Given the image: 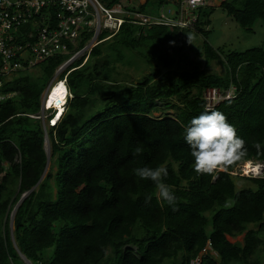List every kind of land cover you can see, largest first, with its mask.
<instances>
[{
  "label": "trees",
  "instance_id": "trees-1",
  "mask_svg": "<svg viewBox=\"0 0 264 264\" xmlns=\"http://www.w3.org/2000/svg\"><path fill=\"white\" fill-rule=\"evenodd\" d=\"M100 1L109 8L124 5ZM167 2L157 0L150 8L160 13ZM148 5L139 12L148 14ZM202 7L192 27L205 39L207 65L219 61L225 75L207 73L190 60V67L181 66L183 40L192 27L126 22L92 49L86 63L81 58L68 68L72 98L48 132L49 161L44 128L32 116L41 112L44 90L69 57L0 78L1 92L12 95L0 103V264H20L15 244L32 264H264V178L244 177L253 186L238 189L240 177L232 174L245 161L264 162V45L215 48ZM221 8L250 34L258 22L264 27V0L224 1ZM108 36L104 32L100 40ZM125 50L153 68L137 84L114 76L116 63L134 65ZM232 87L235 97L213 110L235 125L247 155L197 173L184 129L205 110L207 90L225 93ZM166 110L174 116L154 115ZM137 147L142 151L134 155ZM48 162L57 165L56 172L51 167L45 173ZM161 164L168 167L165 182L174 186V204L158 197L151 180L135 175L138 167ZM242 234L243 244L229 240Z\"/></svg>",
  "mask_w": 264,
  "mask_h": 264
},
{
  "label": "built area",
  "instance_id": "built-area-1",
  "mask_svg": "<svg viewBox=\"0 0 264 264\" xmlns=\"http://www.w3.org/2000/svg\"><path fill=\"white\" fill-rule=\"evenodd\" d=\"M184 4L179 19H171L163 13L158 18L142 12L130 13L122 3L109 8L100 0H0V78L33 69L50 58L68 56L42 97L41 110L52 120L57 115L55 104H49L52 92L58 84L66 83L70 72L67 70L77 56H81L79 60L86 54L89 56L95 46L118 33L126 22L147 27L157 24L191 27L197 20L192 17L193 10L205 2L184 0ZM104 32L109 36L101 41ZM83 41L87 42L81 46ZM235 93L234 87L225 93L219 89L207 90L206 108L213 110L221 101L234 98ZM11 96L0 90V103ZM67 104L65 99L62 107L66 109Z\"/></svg>",
  "mask_w": 264,
  "mask_h": 264
},
{
  "label": "rangeland",
  "instance_id": "rangeland-1",
  "mask_svg": "<svg viewBox=\"0 0 264 264\" xmlns=\"http://www.w3.org/2000/svg\"><path fill=\"white\" fill-rule=\"evenodd\" d=\"M224 1H231V0H204L205 4L203 5L202 8L207 7L205 12L208 15V17H205L204 20L210 21V24L204 25V29L206 31H211V33L209 34V38H208V41L210 42V44H212L215 48H223L225 51H227V50L245 51V50L250 49V48H254V47L264 45V27L258 22L254 27V33L250 34L246 31H244L238 24H236L234 21L233 22L230 21V19L227 17L226 12L223 11V9L221 8V4ZM122 2L124 3V5L126 7L125 9L130 13L139 12L142 4L148 2V4H149L147 6V8H149L147 10L148 14L153 16L154 18H158L160 16V13H163L171 19H175V18L179 19L181 11L184 10V8H185L184 0H181V1H179V0H168L167 6L162 8L163 11L160 10V13L157 12L156 9L150 8V7H154L156 5L157 0H122ZM198 8L199 7L195 8L193 10L194 16L192 15V17H195L196 19L198 17V15L196 13V10ZM191 10L192 9H190V11ZM192 26H194V25H192ZM150 27L148 26L147 28H150ZM181 29H183V28H181ZM182 36H183V33L179 32V37H182ZM186 36H188V37L183 40L185 44H184V49L182 50V53H181V57L183 60H185V62H184V65H181V66H183L184 68L190 67L187 63V60L188 61L190 60V61H194V62L199 63L201 69L207 71V73H211V74L217 73L219 75H225V73H226L225 67L226 66L224 64L220 63L219 61H212L210 64L207 65L206 59L204 58V56L202 54L203 53V43L205 41L203 35L201 33H198L196 31V29H193V27H192L190 34H188ZM124 54L126 56V60L127 59L132 60L134 65L128 66V65H125V64L120 63V62L116 63L115 67L117 69L118 75L114 74V76L117 80H120L122 82L137 84L138 81L145 74H150L152 72L153 68L147 67L144 64V62L138 56H136L134 54L132 55L130 52H128L126 50L124 51ZM80 57L81 56H77L76 62L79 60ZM82 58H84L83 62L86 63L89 56H87V54H86ZM90 60H91V58L89 59V61ZM92 62H94V59H92ZM178 67H179L178 65H174L173 69H177ZM164 72H165V70L162 71V73H164ZM33 73L38 74V70H35ZM171 103L175 104L177 102L175 99H173L171 101ZM166 114L170 115V116H174L175 112L173 110H166L165 112H156L154 115L160 116V115H166ZM49 116H50L49 114L41 111L36 116H32V117L40 119V121H41V124L44 128V131H45V133H44L45 150H46L47 157L50 158V156H51V142L49 139L48 132L51 130L52 127H50L49 122L47 120V118ZM252 162H257V163L259 162V164H261V166H262L260 173L262 171L264 172V170H263L264 162H262V161H252ZM51 167H52V171L56 172L57 165L55 163H53V164L49 163L46 171L48 172ZM243 168L244 167H242V166H238L232 172L233 175L240 177V178L235 179L236 187L238 189L243 188V187H252L253 186L252 183L249 182L248 180H245L244 177H247V178L248 177H250V178H256L257 177V176H253V175L248 174V173L245 174ZM216 176L217 175H215V177ZM261 177H259V178H261ZM51 183L54 186V181H51ZM36 188H37V186H35V189ZM35 189H33V190H35ZM27 193L29 195V192H27ZM27 193H25V195ZM12 214H14V211L12 212ZM249 228L250 229H257V226L251 225ZM12 230H14V228H12ZM244 237H245V234H242V235H240L238 237H234V238L229 237V240L232 243L243 244L244 243ZM263 237H264V234H263ZM14 244H15V241H14ZM15 248H17L16 250H17V253L20 257V264H32L20 252V250L18 249L16 244H15ZM52 254H53V249L48 250L45 253V257H44L45 260H49L50 257L52 256ZM214 256L218 260V257H216V254H214Z\"/></svg>",
  "mask_w": 264,
  "mask_h": 264
},
{
  "label": "clouds",
  "instance_id": "clouds-1",
  "mask_svg": "<svg viewBox=\"0 0 264 264\" xmlns=\"http://www.w3.org/2000/svg\"><path fill=\"white\" fill-rule=\"evenodd\" d=\"M64 87L66 100L69 103L72 93L68 88L67 79ZM56 114L58 113L56 112ZM54 118L47 119L50 127L57 125L52 124ZM184 141L191 150V155L194 158L192 167L197 173H212L218 166L231 163L233 160L247 155L245 140L237 134L235 125L229 122L225 114L219 110L205 108L201 114L193 117L184 129ZM255 147L259 151L261 143L256 142ZM141 151L142 149L137 147L134 150V155L140 154ZM246 162L248 161L239 166H245ZM263 174V171L259 175L251 173L258 178L261 176L264 178ZM135 175L142 180H151L155 184L158 197L163 198L169 204H174L176 200L174 186L165 182V178L169 175L166 165L161 164L155 168L138 167L135 169ZM148 199L150 200L151 197Z\"/></svg>",
  "mask_w": 264,
  "mask_h": 264
},
{
  "label": "bare ground",
  "instance_id": "bare-ground-1",
  "mask_svg": "<svg viewBox=\"0 0 264 264\" xmlns=\"http://www.w3.org/2000/svg\"><path fill=\"white\" fill-rule=\"evenodd\" d=\"M63 85V93L61 92V88L60 86ZM66 99V90L64 87L63 83H60L57 85V87L53 90L49 104L51 105L52 103L55 104V107H57V115L54 118L53 121H55V123L53 124H58V122L61 120L63 114H64V108L62 107L63 103L65 102ZM262 166L259 163H254L252 161H248L245 163L244 169L246 170L247 173L251 174H255L258 175L260 173ZM217 169V168H216ZM215 169V170H216ZM218 169L222 170V167H219Z\"/></svg>",
  "mask_w": 264,
  "mask_h": 264
},
{
  "label": "water",
  "instance_id": "water-1",
  "mask_svg": "<svg viewBox=\"0 0 264 264\" xmlns=\"http://www.w3.org/2000/svg\"><path fill=\"white\" fill-rule=\"evenodd\" d=\"M48 161H49V157H48ZM48 163H49V162H48ZM47 168H48V165H47L46 169H47ZM46 169H45V173L47 172ZM45 173H44L42 179L44 178ZM40 181H41V180H40ZM33 189H35V187H34ZM33 189H32V190H33ZM32 190H31V191H32ZM31 191H30V192H31ZM30 192H29V193H30ZM27 196H28V193H27L24 197H22V199H21V201H20V203H19L18 205H20L21 202H22V201L25 199V197H27ZM16 211H17V207H16V209L14 210V214H12V222H11V227H12V228H13V219H14V216H15ZM16 249H17V248H16ZM19 253H20V252H19Z\"/></svg>",
  "mask_w": 264,
  "mask_h": 264
},
{
  "label": "snow or ice",
  "instance_id": "snow-or-ice-1",
  "mask_svg": "<svg viewBox=\"0 0 264 264\" xmlns=\"http://www.w3.org/2000/svg\"><path fill=\"white\" fill-rule=\"evenodd\" d=\"M60 88H61V92L63 93V91H64L63 90V85H61ZM53 123H55V121H53Z\"/></svg>",
  "mask_w": 264,
  "mask_h": 264
},
{
  "label": "crops",
  "instance_id": "crops-1",
  "mask_svg": "<svg viewBox=\"0 0 264 264\" xmlns=\"http://www.w3.org/2000/svg\"><path fill=\"white\" fill-rule=\"evenodd\" d=\"M163 11V10H162ZM45 91V90H44ZM44 94V92H43ZM43 94H42V97H43ZM42 97H41V109H42ZM42 111V110H41Z\"/></svg>",
  "mask_w": 264,
  "mask_h": 264
}]
</instances>
